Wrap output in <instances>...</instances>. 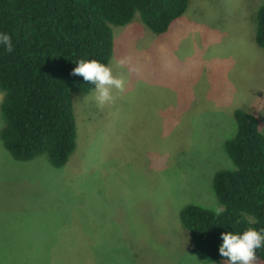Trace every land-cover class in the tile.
I'll list each match as a JSON object with an SVG mask.
<instances>
[{"label":"rangeland","instance_id":"374dc122","mask_svg":"<svg viewBox=\"0 0 264 264\" xmlns=\"http://www.w3.org/2000/svg\"><path fill=\"white\" fill-rule=\"evenodd\" d=\"M263 1L190 0L160 34L138 12L111 26L107 64L125 91L103 109L94 89L72 93L68 161H17L0 140V264H227L193 250L179 211L221 206L212 179L234 167L235 108L264 133Z\"/></svg>","mask_w":264,"mask_h":264},{"label":"trees","instance_id":"16d2710c","mask_svg":"<svg viewBox=\"0 0 264 264\" xmlns=\"http://www.w3.org/2000/svg\"><path fill=\"white\" fill-rule=\"evenodd\" d=\"M190 0H0V33L12 38L13 51L0 45V140L17 161L45 155L63 166L76 145L72 93L94 85L72 75L80 60L107 64L113 50L111 26H122L138 12L153 33L165 32ZM255 43L264 50V1L255 16ZM234 134L224 151L234 167L217 170L214 194L226 211L186 204L179 211L193 250L224 259L222 233L264 229V133L258 117L243 106L233 111ZM264 264V247L257 250Z\"/></svg>","mask_w":264,"mask_h":264},{"label":"clouds","instance_id":"9594fccd","mask_svg":"<svg viewBox=\"0 0 264 264\" xmlns=\"http://www.w3.org/2000/svg\"><path fill=\"white\" fill-rule=\"evenodd\" d=\"M0 45L5 47L7 53L13 51L12 38L7 33H0ZM124 63L125 61L121 60L117 66L122 67ZM71 74L82 76L84 81L94 85V98L101 109L114 104L118 98L117 93L125 91L124 77L114 74L112 66L95 59L80 60ZM6 95V92H0V103H3ZM225 211L223 206L214 208L217 217ZM221 235L223 243L219 252L227 264H258L257 250L264 247V229L249 227L242 234L227 231Z\"/></svg>","mask_w":264,"mask_h":264}]
</instances>
